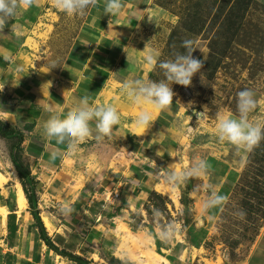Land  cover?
<instances>
[{"label":"crops","instance_id":"obj_1","mask_svg":"<svg viewBox=\"0 0 264 264\" xmlns=\"http://www.w3.org/2000/svg\"><path fill=\"white\" fill-rule=\"evenodd\" d=\"M123 3V14L111 18L105 16L104 0L90 7L56 70L35 67L28 61L27 47H31H26L29 39L24 41L25 26L14 23L16 31L0 32V121L23 134L20 156L36 181L40 218L54 246L90 264L110 263V258L122 260L116 249H109L115 242L118 247L119 240L113 235L112 224L102 219L113 221L118 213L136 208L149 191L162 184L163 177L158 175L161 168L180 160L185 163L186 157L189 166L196 158L206 161L207 175L191 178L199 186L189 194L194 209L203 206L209 194L204 185L228 196L233 172L240 168V161L233 159L231 145L214 138L213 142H193L202 126L192 111L195 99L176 98L168 110L154 112L155 123L143 136L132 127L139 109L121 95V86L129 79L150 80L154 71L146 67L142 53L146 38L140 27L155 6L153 0ZM49 81L52 87L42 89ZM65 91L69 92L64 96ZM84 96L90 101L114 103L121 123L113 128L110 137L99 142L93 125V136L79 146L78 152L67 155L65 145L47 140L42 134L43 122L49 116L46 108L52 105L66 112ZM207 121L202 131L212 132L217 121ZM184 139L190 144H184ZM122 144H134L138 150L126 155L121 153ZM53 153L58 155L54 157ZM7 165L22 184L13 163ZM119 179L126 181L124 190L117 187ZM112 191L121 194L116 202L110 199ZM16 193L15 181L12 186L9 182L0 186V206L6 209L4 216L0 213V264H77L41 240L28 200L20 210ZM64 205L73 209L69 215L62 212ZM219 210L204 209L203 221L214 219ZM10 214L14 215L9 219ZM185 245V249L195 248L190 241ZM173 248H166L163 258L167 264H172L170 256L175 258L170 254ZM249 264H264V231L249 256Z\"/></svg>","mask_w":264,"mask_h":264},{"label":"rangeland","instance_id":"obj_2","mask_svg":"<svg viewBox=\"0 0 264 264\" xmlns=\"http://www.w3.org/2000/svg\"><path fill=\"white\" fill-rule=\"evenodd\" d=\"M152 4L155 7L141 22L140 32L146 38L143 42H150L149 47L160 52L161 60L173 59L174 52L183 53V40L196 41L193 56L204 62L202 74L193 77L190 87L173 84L172 89L174 99H195L192 111L196 117L207 107L205 121L193 142H213L211 138L217 139L215 130L202 131L204 124L217 121L218 114L238 115V92L250 88L258 100H264V0H153ZM89 9L84 15L68 16L51 0H40L38 6L19 9L9 25L19 23L27 28L24 41L32 40L26 43L31 47H27L30 63L56 70ZM161 79L163 74L156 68L150 80ZM252 116L264 120V104ZM16 143L15 138L0 135V173L9 186L17 181L6 167L12 162ZM184 144H190L188 139ZM120 149L130 155L138 147L122 144ZM13 152L20 155L17 149ZM232 153L233 159L240 161L234 149ZM189 162L186 157L185 164L189 166ZM232 177L223 210L208 222L202 219L203 206L193 208L189 194L199 188L193 179L173 190L163 178L136 208L118 213L113 221L103 218L105 224H112L113 235L119 240L118 247L115 242L109 249H116L122 259L110 258L114 262L106 264H161L171 245L174 251L170 254L175 257L170 256L172 264H249V256L264 231V141L248 154L246 164ZM116 184L123 190L127 186L120 179ZM155 210L160 211L159 217L154 215ZM241 210L246 213L243 219L236 215ZM168 224L175 225L174 236L165 240L161 231ZM189 241L195 248L185 249Z\"/></svg>","mask_w":264,"mask_h":264},{"label":"clouds","instance_id":"obj_3","mask_svg":"<svg viewBox=\"0 0 264 264\" xmlns=\"http://www.w3.org/2000/svg\"><path fill=\"white\" fill-rule=\"evenodd\" d=\"M51 2L58 11L73 16L84 15L88 8L97 5L98 0H51ZM39 3L40 0H0V32H3L6 27L9 32L16 31L17 25H9V20L17 15L19 9L38 6ZM124 10L123 0H104L105 16L111 18L122 15ZM148 19L150 22L151 17L149 16ZM108 26H110V19ZM149 43L142 51L145 54L146 67L153 70L159 68L164 79L159 81L129 79L121 86V95L139 109L132 127L137 133L142 134L141 136L145 135L155 123L154 112L166 111L173 104L175 93L172 85L190 87L193 77L197 73L202 74L204 67V62L193 56L197 50L194 47L196 44L194 39L183 40L181 47L185 51L183 53L174 52V58L167 60H161L160 52L150 49ZM47 86L52 87V82L49 81L42 85V89ZM67 92L69 91H65L64 96ZM262 104L264 100H258L253 89L245 88L237 93L238 115L218 114L217 116L216 138L219 143L233 147L236 155L240 157L241 167L246 164L248 154L257 148L261 141H264V120L252 116ZM207 110L205 107L202 113L197 114L199 126L206 118ZM46 111L49 116L43 122L42 134L47 140H55L57 144L65 145L67 155L78 152L79 146L93 136V125L95 139L99 142L105 137H110L113 128L121 123L120 113L114 103H101L100 99L90 101L88 96L81 98L66 112H61L52 105L47 106ZM56 155L58 153H53L54 157ZM207 172L206 161L196 158L190 166L180 160L179 163H173L166 169L161 168L158 175L163 177L165 182L175 190L191 178L205 177ZM204 188L209 194L203 202V208L206 210L219 208L222 211L227 202V196L219 194L215 187L204 185ZM61 210L65 215H69L73 209L69 205H64ZM154 215L159 217L161 213L155 210ZM236 215L243 219L246 213L241 210ZM174 229V224L164 226L161 236L165 240L172 239Z\"/></svg>","mask_w":264,"mask_h":264},{"label":"trees","instance_id":"obj_4","mask_svg":"<svg viewBox=\"0 0 264 264\" xmlns=\"http://www.w3.org/2000/svg\"><path fill=\"white\" fill-rule=\"evenodd\" d=\"M30 129H31V127L27 128V130H30ZM0 135L4 136L6 138H11V139L15 138L17 140V143H16V146L13 147V150L17 149V152L19 151L21 153V144L23 142L24 137H23V134L19 130L14 129L13 127H11V126L5 124L4 122L0 121ZM13 150L11 153L12 163H13V165H14V167H15L18 175H19L20 180H21L24 193H25L27 200H28L31 215L33 216V218L35 220V224L39 230L41 240H43L48 247L55 250V252H57L59 255L66 257L69 260H71L77 264H90L88 261L84 260L80 256L74 255L72 253H68L66 251H60L59 249H57L54 246V244H53L52 240L50 239V237L48 236L47 231H46V229H45V227L41 221V218H40V213L38 210L37 193H36V181H35L34 177L31 175L29 168L22 161L21 156L15 155ZM11 203L12 202L9 199L8 200V206H9V208L12 209L13 207H12ZM13 215L14 214H10L8 216V218L10 219V217ZM111 262H114V260H112Z\"/></svg>","mask_w":264,"mask_h":264},{"label":"bare ground","instance_id":"obj_5","mask_svg":"<svg viewBox=\"0 0 264 264\" xmlns=\"http://www.w3.org/2000/svg\"><path fill=\"white\" fill-rule=\"evenodd\" d=\"M29 43H32L30 40H29ZM14 178H15V175L16 173H12L11 174ZM6 181V179L3 177V174L0 173V186ZM15 187L17 189V193H16V197H17V203L19 205V208L20 210H23L25 207H26V204H27V197L24 193V190H23V187L21 186L20 182L19 181H16L15 182ZM0 213L4 216L6 214V209H4L3 207L0 206ZM46 225L48 227H51V224L49 223V220L47 219V217H44L43 218ZM43 221V222H44ZM147 239V238H146ZM151 239V238H150Z\"/></svg>","mask_w":264,"mask_h":264},{"label":"built area","instance_id":"obj_6","mask_svg":"<svg viewBox=\"0 0 264 264\" xmlns=\"http://www.w3.org/2000/svg\"><path fill=\"white\" fill-rule=\"evenodd\" d=\"M110 199L113 201V202H116L120 199V195L118 194V192H115V191H112L110 192Z\"/></svg>","mask_w":264,"mask_h":264}]
</instances>
